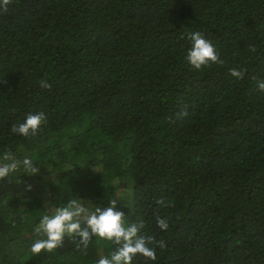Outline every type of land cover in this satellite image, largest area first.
<instances>
[{
    "label": "trees",
    "instance_id": "obj_1",
    "mask_svg": "<svg viewBox=\"0 0 264 264\" xmlns=\"http://www.w3.org/2000/svg\"><path fill=\"white\" fill-rule=\"evenodd\" d=\"M190 32L223 63L194 69ZM260 81L264 0H12L0 15V163L10 152L40 170L0 179V264L110 258V241L67 235L32 253L41 218L72 200L90 212L115 200L126 224L165 243L131 264H264ZM41 112L36 136L11 131Z\"/></svg>",
    "mask_w": 264,
    "mask_h": 264
},
{
    "label": "clouds",
    "instance_id": "obj_2",
    "mask_svg": "<svg viewBox=\"0 0 264 264\" xmlns=\"http://www.w3.org/2000/svg\"><path fill=\"white\" fill-rule=\"evenodd\" d=\"M11 3L12 0H0V15L8 12ZM187 38L191 41V47L187 51L185 59L194 69L200 70L203 67L223 63L214 46L200 32H190L187 34ZM251 51H255V48H252ZM230 74L237 79H242L244 71L232 69ZM40 86L42 88L51 87L44 80L40 81ZM257 87L264 91V81H260ZM178 115L184 116L187 115V112L184 111ZM44 122H46L44 113H30L26 115L23 123L18 126L13 125L11 131L24 137L36 136ZM3 160L10 162L0 163V179L8 177L21 167L23 172L29 176L38 173L40 170L33 165L31 159L26 157L22 161L16 160L10 152L3 156ZM157 203L165 205L166 202L161 199ZM116 204L117 201L110 200L109 207L103 209L98 207L90 212L78 201L72 200L68 202L67 206L57 208L53 215H44L34 228V233L46 238L38 239L32 245V253L39 254L42 250L52 252L63 245L67 235L73 239L79 237L77 245H83L85 248H87L92 237H98L116 245V249L110 254V258L102 257L97 264H131L137 254L148 260H156L155 248L148 247V244H156L163 249L165 243L154 241L152 237L140 236L139 232L144 227L143 223L126 224L125 213L116 210ZM82 222L85 225L83 228H81ZM156 223L161 230L168 228L166 219L157 217Z\"/></svg>",
    "mask_w": 264,
    "mask_h": 264
}]
</instances>
